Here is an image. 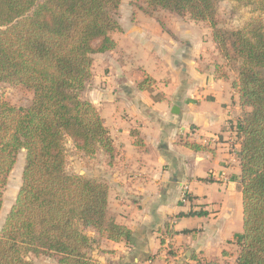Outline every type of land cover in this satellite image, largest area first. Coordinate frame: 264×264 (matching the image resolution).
Here are the masks:
<instances>
[{
	"label": "trees",
	"instance_id": "1",
	"mask_svg": "<svg viewBox=\"0 0 264 264\" xmlns=\"http://www.w3.org/2000/svg\"><path fill=\"white\" fill-rule=\"evenodd\" d=\"M142 1L147 5L143 12L150 17L164 10L207 23L222 58L230 60L233 53L240 61L232 85L243 110L237 125L242 139L243 235L235 264H264L263 24L255 19L241 30L220 28L217 5L221 0ZM260 1L264 11V0ZM121 3L0 0V83L33 94L23 112L0 100V213L8 176L21 152L25 154L22 185L0 230V264H35L30 257L42 256L56 257L58 264H96L91 255L96 241L90 230L113 242L128 243L132 238L129 229L108 215V185L70 175L65 150L70 138L85 156L101 151L112 157L115 152L104 120L83 93L92 78L94 56L117 47L112 34L120 31ZM154 84L147 77L138 89L152 92ZM186 147L202 149L189 143ZM167 257H176L173 247ZM191 260L204 264L198 258Z\"/></svg>",
	"mask_w": 264,
	"mask_h": 264
},
{
	"label": "crops",
	"instance_id": "2",
	"mask_svg": "<svg viewBox=\"0 0 264 264\" xmlns=\"http://www.w3.org/2000/svg\"><path fill=\"white\" fill-rule=\"evenodd\" d=\"M162 11L161 20L142 12L118 19L117 47L94 56L86 86L115 149L112 157L101 154L108 163L89 177L108 185L109 217L132 232L126 243L91 231L96 264L220 258L234 220L241 212L243 218L242 140L230 128L243 116L232 86L237 76L220 69L224 60L207 23ZM147 77L152 92L138 89ZM199 212L205 215H190ZM170 247L176 257L168 259Z\"/></svg>",
	"mask_w": 264,
	"mask_h": 264
},
{
	"label": "rangeland",
	"instance_id": "3",
	"mask_svg": "<svg viewBox=\"0 0 264 264\" xmlns=\"http://www.w3.org/2000/svg\"><path fill=\"white\" fill-rule=\"evenodd\" d=\"M260 4V0H243L241 2L221 0L217 5L218 26L225 30L236 31L247 27L253 20L260 19L264 27V11H260ZM145 8H147V5H145L142 0H122L118 19L126 22L129 18L135 16L137 12L144 13L143 9ZM164 15L165 13H163L162 10H158L154 14V16H157L158 20H161L162 16ZM231 54L232 57L230 60H224L222 58L224 63L220 69L226 70V72L231 73L234 77L238 76L240 61L233 57V53ZM86 92L87 89H85V95L83 94L84 99H86ZM0 100L9 102L18 110L23 112L30 106L33 100V94L23 87L12 86L7 83H0ZM65 150L67 160L66 168L70 175L81 176L99 182L98 180L90 178L89 176L95 170H101L100 168H102L104 164L106 165V163H108L106 160L108 158L101 155L103 152L99 151L94 156H85L83 152H81L75 146L74 142L70 138H67L65 141ZM24 164L25 154L21 153L13 171L8 176L6 185L4 187L3 194L5 204L0 217V230L3 227L12 206L15 204L18 191L22 185V172ZM238 188L241 190L240 185ZM240 206L242 207V201ZM242 220L243 218L241 212V217L239 216V218L234 220L233 226L230 228L231 233L223 244L225 255L222 254L220 258H214V255H212L211 258L208 259L204 256H200L198 253H194L192 257L202 260L204 264H206L208 260H212V262H215V264H235L240 252V244L243 235ZM216 225V228L219 227L220 230L223 229V222ZM91 231L92 230L89 232ZM224 233L228 234L229 232H227L226 229V231L224 230ZM227 234H224V236H227ZM220 241L218 240L215 242V244ZM30 260L35 264H58L56 257H30ZM180 264H195V262L192 260L189 261L182 255Z\"/></svg>",
	"mask_w": 264,
	"mask_h": 264
},
{
	"label": "built area",
	"instance_id": "4",
	"mask_svg": "<svg viewBox=\"0 0 264 264\" xmlns=\"http://www.w3.org/2000/svg\"><path fill=\"white\" fill-rule=\"evenodd\" d=\"M239 122V121H238ZM238 122H236V124H234V125H232V126H230V128H233L234 129V131H235V134H236V137L238 138H240L241 139V137L238 135V132H237V125H238ZM242 140V139H241ZM184 202L185 201H187V194H183V199H182Z\"/></svg>",
	"mask_w": 264,
	"mask_h": 264
}]
</instances>
